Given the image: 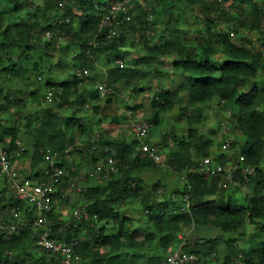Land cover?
<instances>
[{"label":"trees","instance_id":"16d2710c","mask_svg":"<svg viewBox=\"0 0 264 264\" xmlns=\"http://www.w3.org/2000/svg\"><path fill=\"white\" fill-rule=\"evenodd\" d=\"M4 1L7 7L0 12V75L12 79L24 76L30 78V73L41 72L43 69L42 62L32 60L31 53L37 48L34 39L44 30L53 31L57 28L58 33L52 39L71 36V43L81 49L74 67L94 69L105 52L119 51L125 45L127 33L147 30L146 21L150 14L137 3L130 11L133 15L130 22H124L125 15L120 14L112 26H105L100 30L101 22L111 8L108 2L102 4L96 3L95 0ZM179 1H182L184 9L202 5L209 10L219 11L218 17H206L205 25L195 31L196 37H200L199 42L189 41L192 39L189 36L181 37L176 12L163 17L165 26L159 43L153 45L149 39L144 38L147 46V54L143 57L145 61H152L161 56L176 57L174 66L179 70L181 80L172 91H157L153 99L157 112L147 121L152 128L153 125H158L161 121V113L173 108L185 94L188 102L186 107L181 108V112L186 117L189 131L186 136L172 135L175 147L168 163L184 175L186 191L181 192L177 189L175 199L171 196L164 200L157 199L154 191L142 193L141 184L138 183L141 181L140 175L156 169L158 164L141 151L140 141L134 135L132 140L102 135L97 144L105 147L104 153L114 159L116 172L112 173L110 179L99 180L98 184L88 186L81 192L84 193L85 200L83 208L89 214L87 218H83L85 222L77 226L71 224L65 227L63 232L58 231L56 234L64 239L73 236L79 239L82 227L85 225L89 227L86 232L90 231L91 236L87 234L86 239H79V252L82 256L80 264H146L147 261L150 264H161L169 251L180 246L188 250L191 245L193 248L190 251L200 255L202 264H210L206 255L216 254L220 241H223L226 247L223 264H234L237 260L242 264H264V171L260 168L264 162V86L248 89L243 87L250 78L258 76L259 66L264 58V7L257 0ZM228 1H231V6L236 8L234 13L225 7ZM25 4L32 9L34 18L8 23V11L17 13ZM75 9L80 10L81 14ZM136 18L139 23H136ZM221 19L232 23V31L239 35H242L239 28L258 32L262 47L249 46L248 44L253 43L249 38L242 40L244 43L233 40L227 30L218 28L217 22ZM74 24H78V30L71 31ZM111 28L118 31L119 41L116 40L117 37L107 36L106 33ZM52 39H49V45L53 43ZM91 41H97L98 44L92 45ZM217 55L222 58L221 63L216 61ZM141 73L137 63L109 66L107 83L110 86L121 82L128 84L140 77ZM82 81L76 76L64 81L50 78L47 80V85L61 97V101L56 102L59 108L72 105L76 99H79L78 93ZM216 99L223 108L236 109L233 113L235 126L243 135L239 154H232L229 158L226 153L218 154L221 162L226 164L240 156L242 163L258 169L250 180L253 181L252 193L247 196L246 204L242 206L233 204V195L225 196L222 193L224 176L208 178L196 168L198 164L196 157L208 156L207 146L211 141H205L200 130L194 127L204 121L201 106ZM83 102L85 103L86 100H82L81 103ZM5 107L4 103L0 108ZM94 109L98 111L100 108L94 106ZM26 117V125L29 128L27 132L33 137V144L31 149L24 145L23 155L30 157L31 167L33 171H37L36 176L42 173L44 152L47 149L60 156L62 158L60 163L68 170L65 157L69 154L67 151L70 144L76 142V136L70 131V127L72 124L83 125L77 111L71 112L69 116H62L59 111L48 108L45 113L35 118L37 126H33L35 121L32 114H26ZM20 134L21 129L16 125L0 124V138L5 142L9 138V146L12 149L16 148L15 141L20 139ZM147 140L152 143L150 137ZM163 141L168 144L167 134L163 136ZM85 142L86 147H92L91 139ZM236 143L234 142V145ZM87 149L83 152L88 153ZM91 157L92 162L97 159L94 152ZM234 176V180L245 181L239 170ZM66 178H69V174ZM2 187L4 189L0 190L3 193L0 197V218L4 217L3 212L6 208H16L22 212V224L17 233L0 235V262L55 264L54 258L38 251L34 243L31 227L34 219L33 207L19 200L14 193L9 195L6 191L8 185L4 184ZM177 193L183 194L179 202L176 201ZM186 194L192 202L189 211L182 210ZM58 195H60L59 191L55 194V199ZM210 196L216 198H208ZM136 199H140L152 227L144 233L142 239H138L136 218L116 209L118 205ZM50 216L54 219L56 230L65 223L62 220H55V206ZM247 223L255 225L263 234L260 246L247 249L238 245L233 238L220 240L214 236L208 239L197 238L191 242L182 241L179 236L196 225L219 228L223 233H236ZM149 242L157 248H153L154 254L145 258L142 252ZM10 253L13 254L12 259L9 258Z\"/></svg>","mask_w":264,"mask_h":264},{"label":"rangeland","instance_id":"374dc122","mask_svg":"<svg viewBox=\"0 0 264 264\" xmlns=\"http://www.w3.org/2000/svg\"><path fill=\"white\" fill-rule=\"evenodd\" d=\"M210 1L215 0H208V2ZM257 1L264 7V0ZM95 2L102 4L108 2L112 5L117 0H95ZM137 3L150 12L146 21L147 30L127 33L125 35V45L119 51L105 52L97 61L96 68L74 67L76 57L80 54L81 49L71 43V36L52 39L53 43L49 45V39L45 37V34L50 30H44L42 34H39L34 39V44L37 48L31 53L32 60L42 62L43 69L41 72L34 71L30 73V78L24 76L23 78L12 79L0 75V107L4 103L6 106L4 109L0 108V124L4 126L16 125L21 129L19 140L23 142V145L26 146L27 144L26 147L29 146L31 149L33 144V137L27 132L29 128L26 125V114H32L35 121V118L45 113L48 108H52L59 111L62 115L77 111V114L81 116L82 126L84 127L74 124L70 127V131L74 132L76 136V142L75 144H70L68 148L69 154L65 157L69 178L68 183H65L66 191L64 195H61V198L55 202V220L70 222V224L77 223L78 225L85 222L83 218L77 220L73 217L74 210L83 208L85 202L83 198L84 193L81 194L78 189H82L83 192L88 186L98 184L99 180L102 179L98 177L97 179L89 180V172L96 167V164L108 163L109 159L106 153H104L106 148L98 145L97 141L102 135L110 138L132 140L134 137L129 128V119L134 118L147 121L149 118H152L157 112V109L153 105V99L157 91H172L181 80L178 73L179 70L174 66L175 56H161L152 61H145L143 59L147 54V46L144 38L149 39L153 45L159 43L162 36V29L165 26L163 17L171 12H176L181 37L189 36L192 38L189 41L199 42L200 37H196L197 34L195 33V31H198L197 28L205 25L206 17L216 18L219 16V11L209 10L202 5L184 9L182 8V1L179 0H132L133 8ZM5 7H7L5 1L0 0V12L4 11L6 9ZM225 7L231 13L236 11V8L231 6V1H228ZM75 11L81 14L80 10L75 9ZM32 14H34L32 9L28 8L27 4H25L17 13L8 11V23L13 24L19 22L21 19L31 20L34 18ZM136 23H139L137 18ZM217 23H219L218 28L227 30L231 38L236 42L244 43L242 40L249 38L253 41V43L248 44L249 46L254 48L262 47L258 32L246 31L245 29L239 28L242 34L239 35L232 31V23H229L228 20L221 19ZM72 26L71 31L78 30V24ZM53 32L57 34V28ZM113 37H117L116 40L119 41L118 32L110 38ZM216 58L217 62H222L220 56L217 55ZM136 63L142 71L140 77L128 84L121 82L115 86L108 85L107 67L116 65L127 66ZM84 68H87L89 73H82L81 76H78L77 70H83ZM75 76L83 80L78 93L79 99H76L75 103L59 108L56 100H52L51 102L46 99L47 94L51 90L47 85L49 78L64 81ZM255 86H264V58L259 66L258 76L256 78H250L243 85L246 89ZM82 100H86V102L82 104ZM187 102V98L183 94L180 101L176 102L173 108L161 113L160 123L153 125L149 135L153 143L152 145L160 154L162 161L157 163L156 169L143 172L140 175L141 181H138V183L141 184L142 193L154 191L157 194L156 198L159 200H164L171 196L175 199V190L177 189H180L181 192L186 191L184 175L172 168L168 162L171 158V152L175 147L173 145L172 135L186 136L189 131L186 117L181 112V108L186 107ZM94 106H99L100 109L95 111ZM201 107L204 114V121L202 124L195 125L194 128L200 130L205 141H211L207 146L208 155L226 153L227 158H229L232 154H239L240 146L243 143V135L235 126L233 113L236 112V109L223 108L218 99ZM102 123H105L103 127L99 125ZM33 126H37L36 121ZM165 134L168 136L167 145L163 141ZM87 139H93L91 140L93 141L91 148L86 147L87 144L85 141ZM234 142H237L236 145H234ZM226 143H229L230 146L224 151L223 146ZM84 149H87L88 153L84 154ZM93 152L94 156L97 157L94 162L91 161V154ZM237 158H240V156ZM200 159L201 156L196 157L197 161ZM43 166L44 164H42ZM260 168L264 171V162H262ZM70 172L75 173L70 174ZM111 177H108L107 180ZM234 178V171H232V176L225 178L222 184V193L225 196L233 195L234 205H245L247 196L252 193L253 181L243 182L240 179L234 180ZM70 181L75 182L76 185L74 187L71 186L69 184ZM157 183L159 185L156 186ZM2 186L0 190L4 189ZM6 191L13 194L9 187ZM2 195L0 194V197ZM182 196L183 194L177 193L176 201L179 202ZM208 198L216 197L210 196ZM116 209L125 215L136 218V225L139 232L138 239H142L144 233L149 231L148 229H152L140 199L126 201L118 205ZM86 230H89L87 225L82 227L79 239H86L87 234L91 236L92 233L90 231L87 233ZM179 236L182 241L186 240L191 242L197 238L208 239L214 236L220 238V240L233 238L238 245L247 249L260 246L261 240L263 239V234L251 223H247L236 233H223L219 228L196 225L191 229L185 230ZM153 248L155 249L157 246L149 242L145 251L142 252L145 258L150 254H154L152 252ZM192 248L193 245L187 249L191 250ZM225 250V243L220 241L218 252L216 254L206 255L207 260L210 261V264H223L225 261ZM38 251L40 250L38 249ZM166 257L167 254L164 256L161 264L164 263ZM146 264H150V262L147 261ZM234 264L240 263L239 261H234Z\"/></svg>","mask_w":264,"mask_h":264},{"label":"built area","instance_id":"2783aa9c","mask_svg":"<svg viewBox=\"0 0 264 264\" xmlns=\"http://www.w3.org/2000/svg\"><path fill=\"white\" fill-rule=\"evenodd\" d=\"M133 8L132 0H121L113 3L109 12L105 15L101 22L100 30L105 26H112L120 14H124V22H130L133 15L130 14ZM116 32L111 28L107 34L110 38ZM55 36L53 31H48L45 37L52 39ZM90 44L97 45V41H91ZM78 76L82 73H89L87 68L77 70ZM48 101H61L59 94L54 90H50L46 96ZM129 128L133 135L140 141V149L147 154L156 163L162 161L160 154L147 138L150 135L152 125L148 121L130 118ZM16 148L9 146V141L5 142L0 138V185H8L12 193L21 200L33 207L34 219L32 220V237L37 248L45 252L49 257H53L55 264H80L82 256L79 252L80 240L73 236L70 239H64L57 236V232H63L65 227H69L70 222H65L56 230L55 222L51 219L50 214L54 210L55 194L59 191L64 195L65 183H68L66 176V167L63 166L62 158L55 154L51 149L44 152V166L39 176L26 175L17 165V160L23 157L24 145L19 139L15 141ZM229 143L224 144L223 149L229 147ZM96 148V146H94ZM68 152V151H67ZM87 152L85 151L84 154ZM68 155V154H67ZM197 170L206 175L208 178L222 175L224 178L232 176L239 170L241 177L249 182L258 171L257 167L246 165L241 162V157L230 160L226 164L221 162L219 155H208L198 160ZM116 171V164L113 158L108 159V163H98L96 167L89 172L90 179H107ZM104 177V178H103ZM71 186H75V182H69ZM82 192V189H78ZM66 196V195H65ZM191 200L188 194L185 195V202L182 206L183 211H189L191 208ZM4 217L0 218V235L2 233H17L22 224V212L16 208L4 210ZM7 216V217H5ZM88 211L85 208L76 209L73 217L77 220L87 218ZM77 226L78 224H73ZM9 258H13V254H9ZM239 261V260H237ZM240 264L241 261H239ZM5 264V262H0ZM163 264H202L199 254L185 250L181 246L167 253L166 260Z\"/></svg>","mask_w":264,"mask_h":264},{"label":"crops","instance_id":"0c3cea01","mask_svg":"<svg viewBox=\"0 0 264 264\" xmlns=\"http://www.w3.org/2000/svg\"><path fill=\"white\" fill-rule=\"evenodd\" d=\"M52 102V101H51ZM71 114V113H70ZM70 114H64L65 116H69ZM62 115V114H61ZM64 115H62V116H64ZM79 116V115H78ZM80 118H81V116H79ZM99 125H101V127H103L104 125H105V123H102V124H99ZM9 138H7V141H9L8 140ZM91 140H93V139H91ZM27 146V145H26ZM28 149H30L29 148V146L27 147ZM17 165H18V167H20L21 168V170H22V172H24L26 175H30V176H33V175H36L35 173L37 172V171H33V169H32V162H31V159H30V157L28 156V155H23V157L22 158H20V159H18L17 160ZM27 166V167H26ZM27 168V169H26ZM89 180H91L90 178H89ZM12 192V191H11ZM9 195H10V193L9 192H7ZM62 192H60V195H58L57 197H56V199H55V202L56 201H58L59 200V198H61V195H63V193L61 194ZM0 194H3V193H0ZM54 206H55V204H54Z\"/></svg>","mask_w":264,"mask_h":264},{"label":"clouds","instance_id":"9594fccd","mask_svg":"<svg viewBox=\"0 0 264 264\" xmlns=\"http://www.w3.org/2000/svg\"><path fill=\"white\" fill-rule=\"evenodd\" d=\"M77 77V76H76ZM79 78V77H78ZM51 90H54L53 88L51 89ZM54 92H55V90H54ZM56 93V92H55ZM58 94V93H57ZM58 102V101H57ZM60 102V101H59ZM190 251V250H189Z\"/></svg>","mask_w":264,"mask_h":264}]
</instances>
